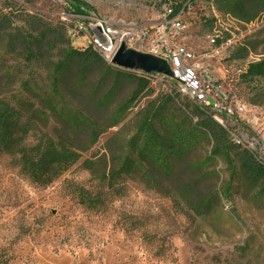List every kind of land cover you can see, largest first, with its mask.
I'll use <instances>...</instances> for the list:
<instances>
[{"label": "trees", "instance_id": "16d2710c", "mask_svg": "<svg viewBox=\"0 0 264 264\" xmlns=\"http://www.w3.org/2000/svg\"><path fill=\"white\" fill-rule=\"evenodd\" d=\"M34 1L0 0V148L31 181L48 185L154 94L155 77L116 67L92 45L76 46L65 23L26 8ZM187 2L174 4L173 12L186 10ZM67 3L76 17L94 11L84 0ZM216 4L247 23L257 15L245 0ZM250 53L244 45L232 58ZM247 67L244 82L264 78V58ZM215 115L177 84L175 93H161L134 114L133 133L118 130L105 152L83 164L113 195H123L126 179L139 180L186 217H208L243 181L264 191V166ZM78 193L83 205L102 199L101 192Z\"/></svg>", "mask_w": 264, "mask_h": 264}, {"label": "rangeland", "instance_id": "374dc122", "mask_svg": "<svg viewBox=\"0 0 264 264\" xmlns=\"http://www.w3.org/2000/svg\"><path fill=\"white\" fill-rule=\"evenodd\" d=\"M84 1L94 11L80 18L68 13L67 0H35L25 6L72 31L98 20L105 25L158 26L167 8L180 0ZM263 2L245 0L247 9L257 14L251 23L219 9L217 0H188L181 18L188 26L183 44L198 54L210 53L204 63L223 83L229 104L245 105L244 112L218 120L264 166V78L249 83L242 77L249 63L264 58ZM76 32L71 34L75 45L89 46L87 35ZM244 45L250 55L234 60L233 53ZM151 85L152 96L51 184L31 181L0 148V264H264L260 188L243 181L208 217L192 220L174 208L170 197L146 189L139 180L126 179L123 195H113L83 164L105 152V143L118 130L133 133L134 114L151 99L177 91L176 83L161 76ZM80 188L93 196L101 192L99 204L80 203Z\"/></svg>", "mask_w": 264, "mask_h": 264}, {"label": "built area", "instance_id": "2783aa9c", "mask_svg": "<svg viewBox=\"0 0 264 264\" xmlns=\"http://www.w3.org/2000/svg\"><path fill=\"white\" fill-rule=\"evenodd\" d=\"M184 13L185 10H182L175 14L171 7L167 8L165 17L158 26L134 24L125 27L105 25L98 20L94 24L86 23L85 27L80 26L74 30L77 34L83 32L87 39L100 41L111 55H115L120 45L126 42L139 52L162 58L169 64L174 75L173 81L178 84L180 93L185 96V93L193 92L192 100H203L205 108L212 109L215 117L225 118L244 112L243 103L238 101L234 106L229 104L230 98L223 83H220L212 69L204 63L211 54H198L183 44V36L188 30L181 18ZM74 30L71 31L72 34ZM236 143L241 142L236 139Z\"/></svg>", "mask_w": 264, "mask_h": 264}, {"label": "water", "instance_id": "95a60500", "mask_svg": "<svg viewBox=\"0 0 264 264\" xmlns=\"http://www.w3.org/2000/svg\"><path fill=\"white\" fill-rule=\"evenodd\" d=\"M111 64L125 70L145 72L154 77L163 76L174 80V75L169 64L162 58L139 52L123 42L112 58Z\"/></svg>", "mask_w": 264, "mask_h": 264}, {"label": "bare ground", "instance_id": "6f19581e", "mask_svg": "<svg viewBox=\"0 0 264 264\" xmlns=\"http://www.w3.org/2000/svg\"><path fill=\"white\" fill-rule=\"evenodd\" d=\"M89 40H90V45H92L95 50H97L101 55H103L111 63L112 58L114 57V54L111 55L110 51H106V49L100 44V41H98L97 39H89ZM185 94L190 99L191 98L193 99V92L185 93ZM196 101L205 106V102L203 100H196ZM216 119L218 120L217 117H216Z\"/></svg>", "mask_w": 264, "mask_h": 264}]
</instances>
